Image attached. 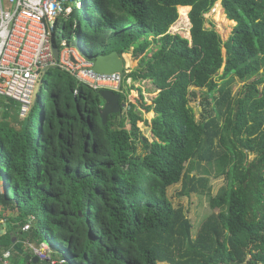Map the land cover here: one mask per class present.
Instances as JSON below:
<instances>
[{"label": "trees", "instance_id": "obj_1", "mask_svg": "<svg viewBox=\"0 0 264 264\" xmlns=\"http://www.w3.org/2000/svg\"><path fill=\"white\" fill-rule=\"evenodd\" d=\"M77 1L81 16L58 21L53 45L79 39L89 60L113 52L126 67L139 60L124 84L151 81L159 94L106 125L99 92L59 69L47 72L25 118L0 97V211L18 224L17 246L29 254L19 241L47 243L54 257L62 246L66 264H264V0H221L236 23L226 43L206 28L220 0ZM180 7L191 8L190 40L169 33ZM237 81L244 87L234 95ZM202 163L225 185L194 236L168 190L206 191L209 179L192 176ZM0 244L10 249L11 234ZM15 256L11 264H34Z\"/></svg>", "mask_w": 264, "mask_h": 264}, {"label": "built area", "instance_id": "obj_2", "mask_svg": "<svg viewBox=\"0 0 264 264\" xmlns=\"http://www.w3.org/2000/svg\"><path fill=\"white\" fill-rule=\"evenodd\" d=\"M81 9L79 1L73 6L69 0H0V97L20 105L22 118L28 115L36 101L37 84L41 81L42 85L51 69L67 71L95 92L124 93V74L96 73L94 62L73 46L77 39L73 42L63 40L57 47L59 61L55 60L52 39L58 21L70 19L75 10L79 13ZM80 48L82 50V43ZM125 109L129 110L130 105L125 104ZM35 221V217H31L22 232L28 233ZM19 242L40 262L67 263L64 258L57 260L47 243ZM14 255L13 248L0 251V264H11Z\"/></svg>", "mask_w": 264, "mask_h": 264}, {"label": "rangeland", "instance_id": "obj_3", "mask_svg": "<svg viewBox=\"0 0 264 264\" xmlns=\"http://www.w3.org/2000/svg\"><path fill=\"white\" fill-rule=\"evenodd\" d=\"M70 3L74 6L77 0L72 1L69 0ZM218 3L220 4L221 13L218 12L217 6ZM215 7L211 10L209 14L205 16L206 18V28L207 29H215L217 33L221 36V39L224 43H226L229 38L231 37L233 30L236 24H231L225 14L224 8L222 6V1L220 0ZM191 11V10H190ZM190 13V12H189ZM80 12V16H81ZM221 14V15H220ZM189 18V14H188ZM190 21V20H189ZM63 23V20L60 21V24ZM190 29L191 24L187 21L184 17H179V20L169 29V33L172 36L180 35L185 39H191L190 37ZM154 49V46L151 47ZM224 55H226V50H224ZM128 59L127 68L129 73L134 72L139 69V60L131 62L130 57ZM61 70H57L55 75ZM62 73L66 74L67 71H62ZM222 74V72H221ZM220 74V75H221ZM218 83H221L219 79ZM244 87V84L240 81H237L233 85V93L234 95L239 94ZM200 93H206L207 90H200V89H192ZM41 91V81L37 84L35 88V96L34 99L37 98L38 94ZM123 92L126 95L127 102L126 104H133L136 102V99L143 97L147 104H151L153 100L158 96L159 90L152 84L151 81H138L134 82L132 79H129L125 84H123ZM201 98L200 97L191 104V107L194 109L195 115L197 120L200 119L201 113L203 112V108L201 106ZM19 106V105H18ZM19 109V108H18ZM144 120L151 123L152 120L156 117L152 115L148 116V113H143ZM141 132L144 137H146L150 142L154 141V136L152 134L151 127L145 125V123H141ZM141 152V151H140ZM188 165V164H187ZM196 176L197 178H208L209 184L208 189L206 191H201L198 194H191L190 196L181 197L180 193L182 191L183 185L182 183L171 187L168 190V197L174 204L176 208L183 207L185 209V213L188 218L191 220L193 224V234L194 236L197 234V231L203 221L212 214V210L210 208V199L218 194L220 189L225 185L224 177L217 176V170L215 167H212L206 163L196 164V171L192 173V176ZM1 181V176H0ZM2 183L0 182V187ZM62 255H66L63 251L62 246H59L58 254H56L55 258L60 260Z\"/></svg>", "mask_w": 264, "mask_h": 264}, {"label": "water", "instance_id": "obj_4", "mask_svg": "<svg viewBox=\"0 0 264 264\" xmlns=\"http://www.w3.org/2000/svg\"><path fill=\"white\" fill-rule=\"evenodd\" d=\"M78 11L75 10L73 19L78 18ZM73 46L81 51L83 55H85L84 51L81 50V42L79 39L73 42ZM53 52L55 56V60L59 61V49L57 47H53ZM94 62V71L98 74H126L129 73L128 68L125 65V60L123 57L119 55L117 52H113L109 55L99 56L95 59H92ZM99 96L104 102L103 107L100 110V115L103 120V123L106 125L108 123V119L110 116L119 115L122 112V109L125 108V105H121V96L120 94H116L112 91H100ZM14 250L21 253L26 257L28 262H32L34 264H38L40 260L37 257H33L30 254H27L23 249H20L14 242Z\"/></svg>", "mask_w": 264, "mask_h": 264}, {"label": "crops", "instance_id": "obj_5", "mask_svg": "<svg viewBox=\"0 0 264 264\" xmlns=\"http://www.w3.org/2000/svg\"><path fill=\"white\" fill-rule=\"evenodd\" d=\"M150 115H152L154 117L153 114H150ZM17 225L18 224H16L14 222V220L12 219V213L11 212L0 211V241L2 240L3 237L6 236V234H11V236L13 238V246L11 248H13V249H14V242L16 244V234H15V232L18 231L17 230V228H18ZM3 250H7V249L2 244H0V251H3ZM19 254L21 255L20 252H19ZM13 259H17L15 255H14Z\"/></svg>", "mask_w": 264, "mask_h": 264}, {"label": "bare ground", "instance_id": "obj_6", "mask_svg": "<svg viewBox=\"0 0 264 264\" xmlns=\"http://www.w3.org/2000/svg\"><path fill=\"white\" fill-rule=\"evenodd\" d=\"M220 8H221V7H220V4L218 3L217 10H218V12L221 13ZM190 10H191L190 7H180V8H179V14L181 15V17L186 18L188 22H190V21H189V18H188V14H189ZM220 15H221V14H220ZM229 22H230L231 24H236V23L233 22V21H229Z\"/></svg>", "mask_w": 264, "mask_h": 264}]
</instances>
